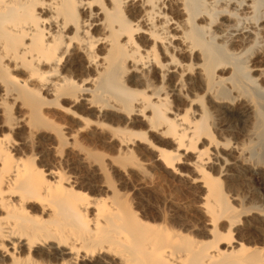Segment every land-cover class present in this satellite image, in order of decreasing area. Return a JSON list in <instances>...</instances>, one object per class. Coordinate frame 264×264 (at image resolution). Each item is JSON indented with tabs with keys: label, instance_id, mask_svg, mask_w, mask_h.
<instances>
[{
	"label": "bare ground",
	"instance_id": "6f19581e",
	"mask_svg": "<svg viewBox=\"0 0 264 264\" xmlns=\"http://www.w3.org/2000/svg\"><path fill=\"white\" fill-rule=\"evenodd\" d=\"M263 141L264 0H0V264H264Z\"/></svg>",
	"mask_w": 264,
	"mask_h": 264
},
{
	"label": "rangeland",
	"instance_id": "374dc122",
	"mask_svg": "<svg viewBox=\"0 0 264 264\" xmlns=\"http://www.w3.org/2000/svg\"><path fill=\"white\" fill-rule=\"evenodd\" d=\"M259 52V51H258ZM260 53V52H259ZM257 54V49H256V51H255V53H254V55L252 56V59H251V62H250V64L251 65H253V66H255V65H259L260 64V62H261V53L260 54ZM231 117H232V119H231ZM237 118V119H235V118ZM227 118H229V119H227L228 120V122L229 123H231L236 129H240V128H242V122L240 121L241 119H239L238 117H236L235 115L233 116V115H231V114H229L228 116H227ZM237 120V121H236ZM234 122V123H233ZM241 124V125H240ZM238 131H240V130H238ZM264 142V141H263ZM262 142V143H263ZM261 143V145L262 146H264L263 144ZM264 148V147H263ZM263 152H264V150H263ZM263 152H261V153H263ZM260 153V159H262L263 161H264V153L263 154H261ZM263 156V157H262ZM148 172H150V171H152L153 172V174H154V176H152V177H154V180H155V182H156V186H160L159 188V190L161 191V192H163V193H167V194H172V196L174 197V199H175V201H177V202H180V203H187L188 202V200H189V198H187L186 196H184L183 194H182V192H184V190H185V188H183L182 186H180V184L179 183H177V181L176 180H173V179H166L165 181L163 180V179H160L159 180V178L157 179V177H158V175L156 176V174L158 173V171H157V173H156V170H154L153 168H151V169H148L147 170ZM152 172L150 173L151 175H152ZM261 177H263L264 178V174H261L260 175ZM155 177H156V179H155ZM255 179H256V181L254 180L253 182H251V184H250V182L249 183H247L248 181L246 180V182L244 181V183H242V186H241V184H239L238 185V183L236 182V183H234V185H236L237 184V186L238 187H240V188H237L236 190H237V192H241L240 194L242 195L243 193H244V195H247L248 193H250L251 191H256V197L258 196V198H262V199H264V192H262L261 191V189H260V186H259V184H257L258 182V179H259V176L257 175L256 177H255ZM162 180H163V182H162ZM168 182V183H167ZM250 185V186H249ZM245 186H247L246 188H245ZM249 188V189H248ZM254 189V190H253ZM247 191H250V192H247ZM249 195V194H248Z\"/></svg>",
	"mask_w": 264,
	"mask_h": 264
}]
</instances>
